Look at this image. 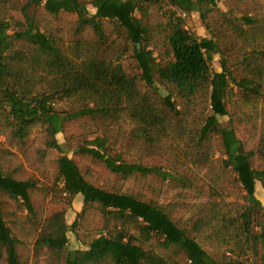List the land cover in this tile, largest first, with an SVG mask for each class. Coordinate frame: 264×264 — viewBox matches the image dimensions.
Wrapping results in <instances>:
<instances>
[{"label":"trees","instance_id":"obj_1","mask_svg":"<svg viewBox=\"0 0 264 264\" xmlns=\"http://www.w3.org/2000/svg\"><path fill=\"white\" fill-rule=\"evenodd\" d=\"M38 126L55 176H24L0 147V194L35 232L28 260L0 197V264H264V0H0V132L25 153ZM79 157L146 191L104 185ZM92 209L100 231L73 248Z\"/></svg>","mask_w":264,"mask_h":264},{"label":"rangeland","instance_id":"obj_2","mask_svg":"<svg viewBox=\"0 0 264 264\" xmlns=\"http://www.w3.org/2000/svg\"><path fill=\"white\" fill-rule=\"evenodd\" d=\"M91 9L95 8H93V6L91 5ZM198 19V16L194 14L193 17L189 18L190 25H196L198 28L200 25H202L201 21H198ZM199 31L201 32L200 29ZM213 66L215 69H219L221 67L220 58H218V56L214 57ZM162 90L164 92L166 91L165 88H162ZM221 118L223 121H228L227 115H222ZM41 136V127H35L30 139V146L26 150V152L23 153L18 149L15 144L11 143L8 140V138L5 136V133L0 132V147L11 148L14 151V154H12L10 158L11 162L12 164H24V176L33 174L40 176L42 179H45L43 178L44 176L49 175L53 177L56 174V160L58 155L60 154V150L57 148H51L48 151L47 156L44 159L39 160L36 148L39 146H43V144L40 142ZM60 139L61 141H64L66 143V150L70 153H73L75 145L66 141L64 136H60ZM79 159H81L85 163H90L94 165V167L98 171V178L104 185H109L111 187L123 190H133L136 193L140 191H146L147 179L144 177L138 178L135 176H130L124 178L113 173L104 165L94 164L88 158L79 157ZM160 188V194L154 195L153 193H150V195L156 196L161 201H171L172 199H174V191H168L164 189V186H160ZM257 194L258 197L264 202V182L262 181H258ZM0 197L5 200L4 209L6 213V218L10 226L12 227L13 231L17 233L18 236L21 238L20 251L23 257L29 260L32 254V243L35 237V232L25 221L26 210L24 208L19 207L14 199L9 198L5 194H0ZM36 197H38L39 201L42 203L40 206L41 211H43V208L45 207L48 209V211H51L57 207V204H55L53 201H50V199L42 198L41 193H37ZM82 202L83 196L80 194L78 195L76 202H74V205L69 209L67 216L70 225H72L75 219L78 217V211L82 207ZM101 225L102 220L100 213L95 209L90 210L87 213L86 219L84 221L81 220L79 226V233H77L73 229L69 231L71 246L73 248L87 246L88 242L99 233ZM157 249L160 253H163L165 255L171 254V250L165 249L161 246H157ZM176 256H178L182 262L186 260L182 254H176Z\"/></svg>","mask_w":264,"mask_h":264},{"label":"crops","instance_id":"obj_3","mask_svg":"<svg viewBox=\"0 0 264 264\" xmlns=\"http://www.w3.org/2000/svg\"><path fill=\"white\" fill-rule=\"evenodd\" d=\"M195 15H197L198 16V21H201V24L202 25H200L198 28H197V26L196 25H191L194 29H196L199 33H200V35H202V36H205V35H209V31H208V29L206 28V26L202 23V20L200 19V17H199V14L198 13H195ZM199 29L201 30V32L199 31ZM216 56H218V58H220V54H216ZM215 56V57H216Z\"/></svg>","mask_w":264,"mask_h":264},{"label":"built area","instance_id":"obj_4","mask_svg":"<svg viewBox=\"0 0 264 264\" xmlns=\"http://www.w3.org/2000/svg\"><path fill=\"white\" fill-rule=\"evenodd\" d=\"M178 14H180V15H184V16L186 15V13H184V12H180V11L178 12Z\"/></svg>","mask_w":264,"mask_h":264}]
</instances>
